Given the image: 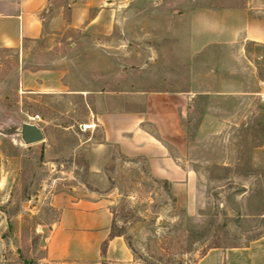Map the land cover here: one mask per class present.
I'll return each instance as SVG.
<instances>
[{
  "label": "rangeland",
  "instance_id": "obj_1",
  "mask_svg": "<svg viewBox=\"0 0 264 264\" xmlns=\"http://www.w3.org/2000/svg\"><path fill=\"white\" fill-rule=\"evenodd\" d=\"M81 1L65 17L85 16V27L48 26L24 52L0 49V124L36 123L45 135L26 145L0 133V264H41L54 195L76 184L111 195L114 231L144 264H196L211 248L259 238L264 0ZM161 90L189 91L178 103L197 173L190 188L118 149L104 174L90 170L88 144L103 133L90 138L79 124L146 111L145 94Z\"/></svg>",
  "mask_w": 264,
  "mask_h": 264
},
{
  "label": "crops",
  "instance_id": "obj_2",
  "mask_svg": "<svg viewBox=\"0 0 264 264\" xmlns=\"http://www.w3.org/2000/svg\"><path fill=\"white\" fill-rule=\"evenodd\" d=\"M79 4L81 0H0V49L24 52L47 34L48 26L85 27V16H73L69 23L65 17L66 7L74 10ZM257 35L264 36V29ZM188 93L150 91L145 94L146 111L92 113L86 122L92 127L83 132L92 138L100 127L103 136L88 144L90 170L104 174L118 149L131 158L143 157L153 177L188 190L197 173L187 158L188 140L178 103L187 100ZM112 203L109 193L85 184L55 194L52 205L57 214L40 263L142 264L126 238L112 234L116 223ZM196 264H264V234L244 247L211 248Z\"/></svg>",
  "mask_w": 264,
  "mask_h": 264
},
{
  "label": "water",
  "instance_id": "obj_3",
  "mask_svg": "<svg viewBox=\"0 0 264 264\" xmlns=\"http://www.w3.org/2000/svg\"><path fill=\"white\" fill-rule=\"evenodd\" d=\"M0 133L4 135H20L26 145H33L45 139L43 129L36 123L23 122L21 124L6 120L0 124ZM53 224L48 227H42V235L40 244H46V238L50 229H53Z\"/></svg>",
  "mask_w": 264,
  "mask_h": 264
},
{
  "label": "built area",
  "instance_id": "obj_4",
  "mask_svg": "<svg viewBox=\"0 0 264 264\" xmlns=\"http://www.w3.org/2000/svg\"><path fill=\"white\" fill-rule=\"evenodd\" d=\"M35 118H39V115H36V117H34V119ZM79 127H80L81 131H87V130L91 129L92 124L84 122V123L79 124Z\"/></svg>",
  "mask_w": 264,
  "mask_h": 264
},
{
  "label": "trees",
  "instance_id": "obj_5",
  "mask_svg": "<svg viewBox=\"0 0 264 264\" xmlns=\"http://www.w3.org/2000/svg\"><path fill=\"white\" fill-rule=\"evenodd\" d=\"M115 233H116V234H119V235H122V233L115 232V231H114V228H113V232H112V234H115ZM130 247H131V246H130ZM140 262H142V261H140ZM142 264H144V263L142 262Z\"/></svg>",
  "mask_w": 264,
  "mask_h": 264
}]
</instances>
